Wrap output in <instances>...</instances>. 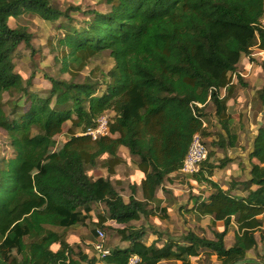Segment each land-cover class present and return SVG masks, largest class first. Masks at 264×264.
<instances>
[{
  "label": "trees",
  "instance_id": "obj_1",
  "mask_svg": "<svg viewBox=\"0 0 264 264\" xmlns=\"http://www.w3.org/2000/svg\"><path fill=\"white\" fill-rule=\"evenodd\" d=\"M107 4L108 13L91 11L79 28H65L59 45L63 72L71 79L49 78L48 96L41 97L29 93L31 83H25L13 59L22 44L32 46L33 36L11 28L9 20L34 13L52 23L69 15L53 0H0V95H20L12 116L0 105V129L7 133L15 154L3 158L0 166V264H128L133 255L139 257L138 264H192L202 254L215 255L220 264H239L251 250L261 257L264 126L253 140L250 180L233 181L224 189L211 178L234 162L228 156L218 158L216 150L235 149L239 143V135L231 129L228 103L237 86H247L238 74L242 59L252 63L254 49L264 51V0H108ZM104 52L115 64L102 74V82L91 76L78 82L90 61ZM258 96L264 105V86ZM210 103L223 133L195 175L212 193L208 200L197 197L193 211L199 217H213L214 223L223 221L224 231L204 229L201 236L189 230L181 239L169 235L161 247L158 241L148 245L146 229L131 224L156 216L159 208L151 207L157 191L169 175L182 169L194 135L199 133L203 140L211 135L205 120ZM106 112L113 115L111 136L98 140L80 136ZM121 148L138 159L143 200L135 197L134 186L126 202L109 179L88 175V168L97 167L103 156L108 157L104 166L109 175H115L125 163ZM238 184L248 192L246 197L232 194ZM99 204L105 205L106 213H98L95 221L92 213ZM160 215L169 219L166 211ZM88 222L96 227L95 241L98 229L107 231L111 223L127 247L111 250L104 260L89 258L75 251L66 233L52 229ZM232 224L237 226L236 243L227 247Z\"/></svg>",
  "mask_w": 264,
  "mask_h": 264
},
{
  "label": "rangeland",
  "instance_id": "obj_2",
  "mask_svg": "<svg viewBox=\"0 0 264 264\" xmlns=\"http://www.w3.org/2000/svg\"><path fill=\"white\" fill-rule=\"evenodd\" d=\"M55 6L62 12H66L69 18H61L58 21L48 23L41 19L38 15L34 13H25L18 19L11 18L9 20V25L13 29H25L28 33L33 36L32 46L28 47L22 44L19 49L15 52L13 59L16 66V71L23 77L26 84L31 83L29 87V93L38 94L41 97L48 96V91L51 88L49 78H54L57 80H70L71 76L63 72L62 63V47H60V39H63L65 35V28L68 25L80 27V24L88 18H85V14L91 11H98L102 13H108L110 11V6L107 4L108 0H53ZM78 9V10H76ZM247 58H243V62ZM259 60L264 64V56L259 57ZM257 58L253 62L260 64ZM114 60L110 56L109 52H104L97 55L90 61V65L81 73V76L77 79L78 82H83L87 77L94 79L95 81L102 82V74H106L109 70L114 67ZM264 68V67H263ZM264 79V77H263ZM245 82V81H244ZM260 85L258 84V87ZM240 88H242L240 86ZM256 89V87H255ZM260 91V90H259ZM254 92V96L249 97L247 106L245 108L244 102L239 104L237 101L235 104H231L228 107L230 109V115L233 118L231 129L233 132L239 135V141L248 142L253 144L255 136L258 134L259 129L264 126V105L260 102L258 93ZM222 93V92H221ZM224 94V93H222ZM20 98V95L14 94L9 95L4 93L0 95V105L4 107V110L9 116L15 111V103ZM28 108V104L26 106ZM206 113V123L211 135L206 137V145L209 151H212L213 141L217 138L218 134L223 133L221 126L216 118L215 107L210 103L205 108ZM246 123L248 128L245 127ZM69 124L65 126L63 139L67 137V129ZM228 150H216V155L218 158H223L228 156ZM119 155L124 159L125 163L116 168L115 175L110 176L104 163L107 156H103L99 160L97 167L88 168V175L92 179L104 178L109 179L114 185L118 193L123 197V199L128 202L130 196L133 194L131 187H136L135 197L139 199L141 191V173L138 169L137 163L138 159L133 158L129 150L126 148H121ZM15 154L11 147L10 139L7 133L0 129V166L2 165V159L14 158ZM178 178H183L186 180L188 177L180 176ZM194 179H198L196 176ZM231 178L230 180H232ZM203 183L198 186L189 185L191 188L190 194H193V190L201 189ZM200 191V190H199ZM203 191V190H201ZM98 213H106V207L104 204L96 205L94 212L92 213L93 220L97 221ZM94 221V222H95ZM149 224V219H146ZM145 221L133 222L131 225L136 228H145L146 235L144 237L145 242H151L152 236L161 230L159 227V222H153L149 224L148 227L145 226ZM111 224V223H110ZM108 225L106 232L107 245L111 250L115 248H126L125 244L117 232V228ZM144 224V225H143ZM96 227L93 223H87L86 225H78L73 228L65 229L67 236H69L71 243L74 246L75 251L85 253L89 258L97 257L94 251L95 235L92 230ZM210 230L213 231L212 225L209 226ZM59 232H63L64 229H58ZM177 231V230H176ZM163 234L170 235L174 239H181L182 236H173L169 229L162 232ZM175 235V234H174ZM236 237V236H235ZM90 243H86V242ZM229 242V239L227 240ZM82 243V245H81ZM231 246V245H230ZM200 264L209 263L213 264L211 257L208 260L203 258L199 261ZM173 264H177L173 262Z\"/></svg>",
  "mask_w": 264,
  "mask_h": 264
},
{
  "label": "crops",
  "instance_id": "obj_3",
  "mask_svg": "<svg viewBox=\"0 0 264 264\" xmlns=\"http://www.w3.org/2000/svg\"><path fill=\"white\" fill-rule=\"evenodd\" d=\"M254 56L259 60V57L264 56V51L255 48L254 49ZM260 64L256 62H250L248 59H245L241 62L238 66V74L243 78L247 86L245 88H240V86L236 88V93L233 99H231L228 103V107L231 104H235L236 101L241 104L244 102L245 108L247 106V102L249 97L252 95L254 96V92L259 91L264 86V64L261 60H259ZM237 83V81H236ZM258 84L260 85L258 87ZM256 87V89H255ZM222 93L225 94L223 90ZM222 94V95H224ZM230 113V109H229ZM248 128V124L246 126ZM253 149V144L243 142L242 140L239 141L237 147L235 149H229L228 157L233 159L234 162L230 163L225 169L222 171L216 172L214 176L211 178L214 182L218 183L222 188L227 189L231 182L237 183H245L251 179L250 171V153ZM221 158V157H220ZM141 173V172H140ZM196 175V174H195ZM195 175H185L182 174L180 171L175 172L169 175L163 184V186L157 191L156 194V202L152 204L151 208L158 207L159 210L156 216H150L149 224H153V222H159L158 226L162 227V231L158 230L159 233L152 236L151 242H148V245H151L153 242L158 241V246H162L169 238V235L163 234L165 230L169 229L170 233L173 236H182L192 230L194 232L199 233L201 236L204 234V229L208 230L209 226L212 225L213 230L217 232L224 231V222L223 221H216L214 223L213 217L211 216H204L199 217L193 211L195 207V199L200 197L202 200H208L212 193L211 187L205 182H198L193 177ZM141 182L144 178L143 174L141 173ZM180 176L188 177L186 180L183 178H178ZM233 178L232 180H230ZM201 183V189L193 190V194L191 195V188L189 185L198 186ZM257 187H252V190H256ZM203 190V191H201ZM139 200H143L142 191H140ZM234 196L237 197H246L248 192L245 191V188L242 184H238L237 188L232 192ZM167 212L169 216L168 220H162L160 213ZM147 218H142L140 221H145V226L148 227V222L146 221ZM262 220L264 223V215L258 218ZM143 224V225H144ZM55 232L59 234H64L66 231L65 228L63 232H59V227L52 228ZM264 231V224L262 227ZM177 230V231H176ZM236 232L237 226L232 224L229 228V232L225 238V244L227 247H232L236 243ZM175 234V235H174ZM159 238V239H158ZM229 239V242L227 241ZM67 241L71 245H73L70 241L69 236H67ZM86 243H90L89 241ZM126 244V243H125ZM82 245V243H81ZM231 245V246H230ZM58 246L55 247V250H58ZM263 254L259 257L255 250H251L248 253L246 261L239 263V264H264V243L262 244ZM208 260V258L202 254L198 259H194L192 264H200L199 260L201 259ZM213 264H220L217 260L215 255L211 256ZM177 264H182L181 262H175ZM99 264H106V262H101ZM160 264H173L170 261H162ZM203 264H209L204 263Z\"/></svg>",
  "mask_w": 264,
  "mask_h": 264
},
{
  "label": "built area",
  "instance_id": "obj_4",
  "mask_svg": "<svg viewBox=\"0 0 264 264\" xmlns=\"http://www.w3.org/2000/svg\"><path fill=\"white\" fill-rule=\"evenodd\" d=\"M262 26L264 27V18L262 19ZM112 119V113L106 112L97 120L95 126L89 127L85 132L81 133L80 136H88L93 140L111 136L110 123ZM208 156L209 149L206 145V141L202 139L199 133L195 134L180 172L185 175H195L199 173L201 164L208 159ZM97 233V240L93 244L94 251L100 259L104 260L111 255V249L107 247L106 232L103 229H98ZM139 260L137 255H133L130 257L128 264H138Z\"/></svg>",
  "mask_w": 264,
  "mask_h": 264
}]
</instances>
